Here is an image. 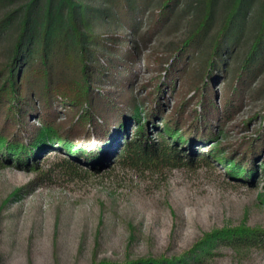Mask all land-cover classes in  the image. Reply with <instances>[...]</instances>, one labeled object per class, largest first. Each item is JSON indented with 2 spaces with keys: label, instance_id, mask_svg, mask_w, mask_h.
Masks as SVG:
<instances>
[{
  "label": "rangeland",
  "instance_id": "obj_1",
  "mask_svg": "<svg viewBox=\"0 0 264 264\" xmlns=\"http://www.w3.org/2000/svg\"><path fill=\"white\" fill-rule=\"evenodd\" d=\"M29 1L0 0V67ZM133 1L132 21L97 28L94 129L44 99L56 135L37 140L43 100L0 106L28 149L0 147V264H264V247L215 237L264 232V0ZM141 138L167 155L120 152Z\"/></svg>",
  "mask_w": 264,
  "mask_h": 264
},
{
  "label": "trees",
  "instance_id": "obj_2",
  "mask_svg": "<svg viewBox=\"0 0 264 264\" xmlns=\"http://www.w3.org/2000/svg\"><path fill=\"white\" fill-rule=\"evenodd\" d=\"M132 2L134 1H29L24 8L18 11V35L12 55L8 64L0 67V106L16 107L17 105V110L20 112L18 116L21 118L20 115H23L25 111L24 106L33 107L27 108V110H35L37 107L33 106L34 99L43 100V111L39 110L41 114L38 118L42 122V129L40 128L37 140L44 139V136L53 138L56 135L55 121L51 115L54 104H50L44 99L53 101L60 98L74 108L75 112L84 109L85 113L79 117L77 128L83 129L89 125L94 129L97 120L92 116L94 112L87 107H94L98 100V96L93 94V84L96 79L95 73L98 70L97 57L101 54L104 46V36L96 33L97 28L100 24L105 26L110 20L111 26L114 24V27H118L123 22L132 21L137 11L132 6ZM243 2L244 0L236 8L235 14L242 8ZM41 3L43 4L41 5ZM206 23L207 20L201 24L202 28L206 26ZM9 24V19L0 20V34L6 30ZM195 39L191 42L196 41ZM258 39L259 42L264 41V19L262 32ZM122 53L120 51V54ZM62 72L63 74L60 75ZM11 101L15 102V106L10 104ZM97 105L98 103L95 106V111H97ZM228 109L229 106H226L225 111L228 112ZM14 120L19 122L17 118ZM141 128L140 133L143 136L144 128ZM8 132V126L3 132H0V147L3 149V153L19 158L23 157L25 151L28 150L27 146L23 144V141L18 140V135L15 133L12 138H8L6 135ZM166 132L175 135L171 128L166 129ZM164 135H166L165 132ZM30 145L32 148L37 143L33 141V144ZM80 146V151L83 154L86 153L87 151L83 150V145ZM160 148L163 149L162 154L167 155L166 145L154 146L141 138L138 142H128L120 152H131L133 160L137 162L157 157ZM174 155L176 157L177 154L174 153ZM219 236L223 239L231 237V242L238 245L264 247V232L236 230L218 232L215 237ZM209 240L210 238L206 241ZM154 262L161 264L160 261Z\"/></svg>",
  "mask_w": 264,
  "mask_h": 264
}]
</instances>
